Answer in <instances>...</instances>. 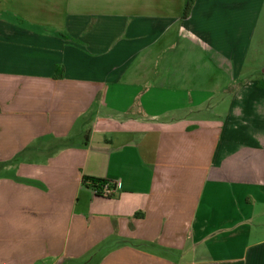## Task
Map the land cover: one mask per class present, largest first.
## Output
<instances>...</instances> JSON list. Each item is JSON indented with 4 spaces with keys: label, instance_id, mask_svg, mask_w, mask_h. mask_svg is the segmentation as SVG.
I'll return each mask as SVG.
<instances>
[{
    "label": "crops",
    "instance_id": "0c3cea01",
    "mask_svg": "<svg viewBox=\"0 0 264 264\" xmlns=\"http://www.w3.org/2000/svg\"><path fill=\"white\" fill-rule=\"evenodd\" d=\"M187 1L0 0V264H264V0Z\"/></svg>",
    "mask_w": 264,
    "mask_h": 264
},
{
    "label": "trees",
    "instance_id": "16d2710c",
    "mask_svg": "<svg viewBox=\"0 0 264 264\" xmlns=\"http://www.w3.org/2000/svg\"><path fill=\"white\" fill-rule=\"evenodd\" d=\"M191 1L192 0H188L186 3L185 9H184V14H183L184 17L188 16V14L190 13L191 5H192ZM259 85L261 87H264V79L259 81ZM81 180H82V183L86 187L90 188L93 191L96 189L97 190L96 194H98V195H101L99 193H100V189L103 187V185L107 182H111L110 180H107V179L96 178V177L87 176V175L82 176ZM105 197H111V196H105Z\"/></svg>",
    "mask_w": 264,
    "mask_h": 264
},
{
    "label": "built area",
    "instance_id": "2783aa9c",
    "mask_svg": "<svg viewBox=\"0 0 264 264\" xmlns=\"http://www.w3.org/2000/svg\"><path fill=\"white\" fill-rule=\"evenodd\" d=\"M117 191L116 185L112 182H107L103 185V187L100 189V193L102 196H112ZM97 190H94V193H96Z\"/></svg>",
    "mask_w": 264,
    "mask_h": 264
},
{
    "label": "rangeland",
    "instance_id": "374dc122",
    "mask_svg": "<svg viewBox=\"0 0 264 264\" xmlns=\"http://www.w3.org/2000/svg\"><path fill=\"white\" fill-rule=\"evenodd\" d=\"M5 174H7V175H11V174H9V173H7V172H6Z\"/></svg>",
    "mask_w": 264,
    "mask_h": 264
}]
</instances>
